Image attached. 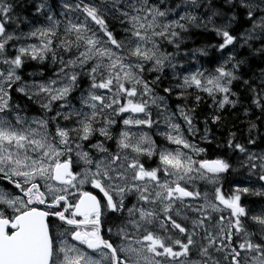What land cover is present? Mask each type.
I'll return each instance as SVG.
<instances>
[{
  "label": "snow or ice",
  "instance_id": "obj_1",
  "mask_svg": "<svg viewBox=\"0 0 264 264\" xmlns=\"http://www.w3.org/2000/svg\"><path fill=\"white\" fill-rule=\"evenodd\" d=\"M261 129L264 0H0V264H264Z\"/></svg>",
  "mask_w": 264,
  "mask_h": 264
},
{
  "label": "trees",
  "instance_id": "obj_2",
  "mask_svg": "<svg viewBox=\"0 0 264 264\" xmlns=\"http://www.w3.org/2000/svg\"><path fill=\"white\" fill-rule=\"evenodd\" d=\"M210 38L208 37H201V36H196L193 38L190 46L191 47H199L202 44L208 42ZM214 42V40H213ZM206 67L208 65H205ZM31 70V69H29ZM167 81H165V84L167 85ZM211 104V101H207L205 102L204 105L201 106L202 108V112H201V116H200V120L202 121L204 119L205 116H210L211 115V108L209 107V105ZM225 116V123L217 126V125H211L212 128V132L214 133V135L216 136V138L220 141H223L224 139H226L227 137V132L228 129L232 128L233 124H239V121L237 120V114L236 113H229V112H225L224 113ZM259 123V121L257 122ZM201 127H203V125L201 124ZM241 128H243L245 135H247V129L246 127H244V125H240ZM261 131L263 132L264 129H261Z\"/></svg>",
  "mask_w": 264,
  "mask_h": 264
},
{
  "label": "rangeland",
  "instance_id": "obj_3",
  "mask_svg": "<svg viewBox=\"0 0 264 264\" xmlns=\"http://www.w3.org/2000/svg\"><path fill=\"white\" fill-rule=\"evenodd\" d=\"M264 132V131H263Z\"/></svg>",
  "mask_w": 264,
  "mask_h": 264
}]
</instances>
